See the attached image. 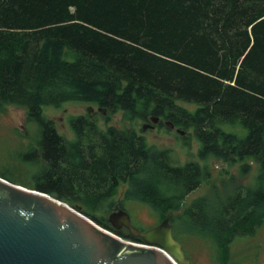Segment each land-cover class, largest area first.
I'll return each mask as SVG.
<instances>
[{"label":"trees","instance_id":"16d2710c","mask_svg":"<svg viewBox=\"0 0 264 264\" xmlns=\"http://www.w3.org/2000/svg\"><path fill=\"white\" fill-rule=\"evenodd\" d=\"M68 101L92 103L106 119L119 113L121 124L100 129L87 116L75 118L73 130L89 149L67 154L63 146L75 141H64L43 107ZM3 104L25 108L52 164L46 183L30 188L84 205V214L127 240L141 242L95 212L113 208L121 184L128 185L124 200L141 201L162 219L203 179L198 161L178 164L170 149L147 144L136 122L150 116L192 129L201 159L257 163L252 185L183 207L185 234L210 235L225 251L233 235L262 224L264 0H0ZM79 192L87 195L65 200Z\"/></svg>","mask_w":264,"mask_h":264},{"label":"rangeland","instance_id":"374dc122","mask_svg":"<svg viewBox=\"0 0 264 264\" xmlns=\"http://www.w3.org/2000/svg\"><path fill=\"white\" fill-rule=\"evenodd\" d=\"M180 104L191 110L195 107L190 103L180 102ZM90 106L93 107L90 111L92 112L91 116L100 129H105L112 124H121L119 113L110 114V117L106 119V112H99L96 105L82 101H68L60 107L45 106L43 112L46 117L53 121L59 134L71 139L73 137L71 121L80 116H87ZM143 123L145 122L137 121L136 128L148 145L160 150L170 149L178 164L195 160L203 169V179L200 186L187 193L181 200L180 207L173 210L171 215L172 234L183 245V249L190 256L192 264H264V218L262 224L255 231L251 233L243 231L242 234L233 235L227 242L225 251L220 247L217 250L216 240L210 235L198 234L197 232V234L192 233L193 235L191 233L185 234L182 229L187 228L184 223L182 226V222L179 220L183 214V207L196 198L206 197L210 203H213L216 198L224 199L237 189L242 190L247 185H252L255 182L257 163L250 158L233 164L214 156L201 159L198 156L200 142L192 129L186 131L181 129L183 134H179L174 129L164 125L142 130ZM38 128L35 122L27 120L24 107L12 104L0 105V175L12 177L19 185L27 188L34 187V183L37 182L34 176L37 166L29 156L31 154L30 147L33 145V139L29 136L37 135ZM225 128L240 131L238 126L226 125ZM242 163L248 164L246 169L241 167ZM127 188L126 183L121 184L113 198L115 201L122 200V207L129 213L131 222L141 229L159 222L161 219L158 218L157 212L147 204L141 201L124 200ZM78 209L83 213L87 208L80 205ZM106 209L104 207L101 210H96V215L106 218ZM260 211L261 213L264 212V207ZM90 219L94 221L92 218ZM94 222L99 227L114 233L96 221Z\"/></svg>","mask_w":264,"mask_h":264},{"label":"water","instance_id":"95a60500","mask_svg":"<svg viewBox=\"0 0 264 264\" xmlns=\"http://www.w3.org/2000/svg\"><path fill=\"white\" fill-rule=\"evenodd\" d=\"M149 119L155 123L159 117ZM166 125L174 127L169 120ZM151 126L145 122L141 128ZM176 132L183 134L180 128ZM106 220L141 242L122 239L66 201L0 175V264H176L167 253L179 264H190L172 234L169 213L145 229L119 206L108 210Z\"/></svg>","mask_w":264,"mask_h":264},{"label":"flooded vegetation","instance_id":"af4514ba","mask_svg":"<svg viewBox=\"0 0 264 264\" xmlns=\"http://www.w3.org/2000/svg\"><path fill=\"white\" fill-rule=\"evenodd\" d=\"M91 114H92V112L88 111L87 117L90 118V120L94 121V118L91 116ZM166 121H167L166 119L159 117L158 121L155 123H152V121H150V119L148 121H143V122L150 123L152 126L149 128H155L159 125H164V126L168 127L166 125ZM176 128H178V127L174 124V127L171 129H174L176 131ZM59 135L62 136L64 141L67 143H69L71 141H73V142L75 141V143H76L75 146H70V147L63 146L65 149V152L67 154L68 153L71 155L74 154V156L77 157L78 155H81L83 153V150L89 149V146H86V147L83 146V143L85 140H83L82 135L78 134L75 130H73V137L71 139L63 136L62 134H59ZM29 138L33 139V145L30 147L31 154H29V156H31V158L34 160V162L36 163V166H37V170L34 172L35 173L34 176L37 179V182L34 183V186L35 185H42V184L46 183V178L44 176H46V171L51 168L52 164L50 163V161H47L44 158H42L43 157L42 155H44V149L42 146H40L38 144L37 139H36L37 135L29 136ZM29 143H30V140H29ZM30 149H29V151H30ZM86 195H87V193H81V192H79V193H67L66 194L67 199H65V200H81ZM119 201H121V200L115 201V204L113 207L119 206V207L123 208L119 204ZM182 249H183V245H182ZM183 251H184L185 255H187L189 257L190 264H192L191 258L188 255V253L184 249H183Z\"/></svg>","mask_w":264,"mask_h":264},{"label":"built area","instance_id":"2783aa9c","mask_svg":"<svg viewBox=\"0 0 264 264\" xmlns=\"http://www.w3.org/2000/svg\"><path fill=\"white\" fill-rule=\"evenodd\" d=\"M169 257L177 264V262L171 256H169Z\"/></svg>","mask_w":264,"mask_h":264}]
</instances>
